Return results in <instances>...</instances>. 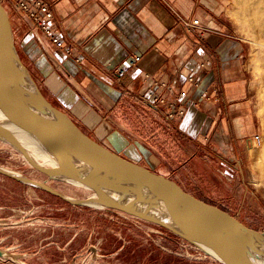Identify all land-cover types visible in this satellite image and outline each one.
Instances as JSON below:
<instances>
[{
  "label": "crops",
  "instance_id": "crops-1",
  "mask_svg": "<svg viewBox=\"0 0 264 264\" xmlns=\"http://www.w3.org/2000/svg\"><path fill=\"white\" fill-rule=\"evenodd\" d=\"M48 1L72 55L7 0L13 43L18 54L26 51L48 98L89 137L151 171L179 177L174 145L194 155L215 130L243 136L250 120L235 114L234 129L227 124L229 99L240 94L245 77L243 41L226 21L228 0ZM196 18L197 28L181 25ZM135 56L140 61L130 64ZM161 84L185 92L179 118H167L148 97L165 95ZM0 249L7 253L0 264H24L10 248Z\"/></svg>",
  "mask_w": 264,
  "mask_h": 264
},
{
  "label": "rangeland",
  "instance_id": "rangeland-1",
  "mask_svg": "<svg viewBox=\"0 0 264 264\" xmlns=\"http://www.w3.org/2000/svg\"><path fill=\"white\" fill-rule=\"evenodd\" d=\"M0 2L8 4L7 0ZM226 21L231 33L243 41L245 66L242 91L228 102L227 124L234 129L235 114L243 117V123H251L242 137L240 133L238 137L235 133L224 135L225 150L212 142L214 131L205 136L203 147L197 146L194 155L174 145L179 177L173 172L164 177L264 235V176L255 166L256 162L258 167L264 164V0H228ZM18 56L42 95L60 110L46 95L42 82L31 74L26 51L21 50ZM188 156L191 160L184 165ZM0 166L75 200L68 202L45 188L0 173V246L10 248L9 253L16 256L11 258L17 262L224 264L202 247L153 223L87 204L92 190L38 172L2 139Z\"/></svg>",
  "mask_w": 264,
  "mask_h": 264
},
{
  "label": "water",
  "instance_id": "water-1",
  "mask_svg": "<svg viewBox=\"0 0 264 264\" xmlns=\"http://www.w3.org/2000/svg\"><path fill=\"white\" fill-rule=\"evenodd\" d=\"M0 98L11 114L62 163L58 169L37 166L31 162L14 137L0 129V139L6 137L11 140L15 148L38 172L52 179H70L78 182L92 190L103 207L153 223L199 246L187 231L178 230L145 209L154 203L162 204L183 227L192 230L213 246L229 264H253L246 235L264 242L262 233L246 227L224 210L194 197L174 181L100 144L42 95L18 56L8 14L1 2ZM74 160L87 166L88 172L78 170ZM0 173L45 188L68 202H75L36 181L1 170ZM104 187L128 197V202L116 200ZM0 257H7V253L0 249Z\"/></svg>",
  "mask_w": 264,
  "mask_h": 264
},
{
  "label": "bare ground",
  "instance_id": "bare-ground-1",
  "mask_svg": "<svg viewBox=\"0 0 264 264\" xmlns=\"http://www.w3.org/2000/svg\"><path fill=\"white\" fill-rule=\"evenodd\" d=\"M0 129L5 130L6 132L10 133L14 137V139L19 143V145L26 151L31 162L35 163L37 166H40L42 168H47V169H58L62 166V163L59 161V159L54 154L50 153L24 124H22L19 120H17L11 114V112L7 109V107L5 106L1 98H0ZM213 137H214L213 139L214 141L212 140V142L216 145H220L221 148L225 150V148H223L224 147V142H223L224 141V131L215 130ZM2 141L12 145L15 148L11 140H9L8 138L3 137ZM263 141H264V138H263ZM261 152H262L261 154H264V144H262ZM20 154L24 157L26 162L30 164V161L21 152ZM255 164H256L255 166L258 168L259 172L261 173V175L264 176V164L263 166H259V167H258V162H256ZM74 165L81 172H84V173L88 172L87 166H85L84 164L76 160H74ZM0 170L7 172L11 175H14V176H21V174L18 173L17 171L7 169L1 166H0ZM64 180H66V182L73 184L77 187L88 189V187L78 182H75L73 180H70V179H64ZM253 184L254 186H257L258 181L254 179ZM104 189L110 196H112L116 200H119L120 202H128L129 200L128 197L122 196L120 194H116L111 189H108L106 187H104ZM64 197H66L67 199H70L67 196H64ZM89 199L90 200L86 201L87 204L91 206L103 207V204L97 199L94 193L89 197ZM144 207L145 206H143V208ZM145 209H147V211L153 216L161 219L162 221L177 228L178 230L183 231V232L187 231V234L200 247H202L204 250L209 252L211 255H213L215 258H217L224 264H229L227 260L213 246H211L209 243H207L205 240L199 237V235L193 232L192 230L183 227V225L172 214H170L168 209L162 204L158 205L154 203L152 205H148L147 207H145ZM246 239L248 240V247L250 249V256L253 260V264H264V242L250 235H246Z\"/></svg>",
  "mask_w": 264,
  "mask_h": 264
},
{
  "label": "built area",
  "instance_id": "built-area-1",
  "mask_svg": "<svg viewBox=\"0 0 264 264\" xmlns=\"http://www.w3.org/2000/svg\"><path fill=\"white\" fill-rule=\"evenodd\" d=\"M13 6L17 8L23 15H25L33 27L41 34L46 36L50 43L57 49L64 50L66 55H72V48L67 43L62 31L58 28V23L54 15V11L48 0H8ZM4 5V4H3ZM181 25L184 29L190 30L191 28H197L200 26L199 19H193L191 21L181 20ZM140 61L139 56H135L130 60V64H135ZM204 64L200 66L203 67ZM123 73L122 70L118 71V74ZM188 81L193 86H197V80L191 76ZM164 88L165 95H157L151 97V101L156 107H162L166 110V116L169 119L179 118L184 114V109L179 103V98L185 95V92H175L168 86L160 85Z\"/></svg>",
  "mask_w": 264,
  "mask_h": 264
}]
</instances>
